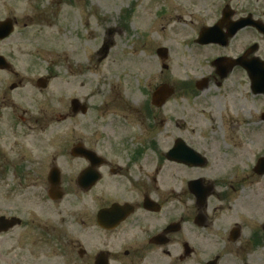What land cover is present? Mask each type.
Segmentation results:
<instances>
[{"label": "flooded vegetation", "instance_id": "flooded-vegetation-1", "mask_svg": "<svg viewBox=\"0 0 264 264\" xmlns=\"http://www.w3.org/2000/svg\"><path fill=\"white\" fill-rule=\"evenodd\" d=\"M145 4L151 23L162 28L174 21L184 30L188 80L140 88L143 98L120 100L117 112L110 109L119 99L110 104V82L105 103H93L92 95L57 100L45 94L55 78L47 71L31 79L38 98L33 93L19 105L10 92L25 84L24 75L16 56L0 53L8 63L0 73L11 76L0 107L11 105L15 127L48 134L37 138L34 151L17 152L9 165L15 186L58 207L51 216L36 205L25 216L0 214L16 231L11 247L0 248V264H264V0ZM135 9H125L124 24ZM32 10L47 15L44 6ZM10 18L12 36L21 20L0 21ZM29 19L23 29L33 25ZM159 48L167 71L169 51L164 60ZM162 84L172 93L156 104ZM184 96H203L209 107L201 147L178 129L165 135L168 104ZM180 140L200 154L201 164L178 160L172 150ZM23 236L32 237L29 247Z\"/></svg>", "mask_w": 264, "mask_h": 264}, {"label": "rangeland", "instance_id": "rangeland-1", "mask_svg": "<svg viewBox=\"0 0 264 264\" xmlns=\"http://www.w3.org/2000/svg\"><path fill=\"white\" fill-rule=\"evenodd\" d=\"M58 1L0 0V19L18 15L21 20L13 35L0 43V53L16 56L18 72L25 78L21 88L10 92L19 105L29 103L33 93L38 98L39 93L31 79L46 71L52 72L55 78L45 94L58 96L57 100L60 95L67 98L92 95L93 103H105L110 82V104L119 98L114 102L115 106H110L116 112L120 108L116 105L120 100L140 101L143 98L140 88L159 81L173 84L188 80L186 73L187 65H191V49L181 43L185 37L184 30L179 29L174 21L164 22L162 28L151 23L145 0ZM131 4L136 9L129 22L124 24L121 18ZM43 6L46 16L33 14V7ZM88 13L91 14L89 19ZM29 18L35 19L33 25L23 29ZM109 31L110 44H107ZM137 39L139 42L147 39V43L141 45L135 42ZM158 47H166L169 51L165 62L169 65L167 71L161 69V60L156 54ZM190 71L191 76L196 75L193 69ZM0 74V87L3 88L0 91L8 90L6 84L11 76L5 72ZM199 99L184 96L169 102L167 109L172 120L167 124L165 135L178 129L179 135H186L190 142L203 146L209 107L203 96ZM10 113L11 105L0 107V214L10 215L17 210L25 216L36 205L42 216H51L53 212L57 215L58 207L39 203L38 198L30 194L32 189L22 187L17 191L16 179L9 165L17 152L34 151L39 143L37 138L48 134L15 127ZM22 114L20 110L16 112L18 116ZM13 231L0 234V248L11 247L16 232ZM99 235L102 236L101 233ZM22 240L28 247L29 242L32 243V237L30 240L23 236Z\"/></svg>", "mask_w": 264, "mask_h": 264}, {"label": "water", "instance_id": "water-1", "mask_svg": "<svg viewBox=\"0 0 264 264\" xmlns=\"http://www.w3.org/2000/svg\"><path fill=\"white\" fill-rule=\"evenodd\" d=\"M13 30V24L10 19H7L5 21L0 22V39H4L7 37ZM166 49L160 48L157 50L158 54L165 59L166 56ZM8 64L5 60L2 59V56H0V68H6ZM172 93V89L168 87V85L163 84L160 85L153 94V99L156 102V104H162L165 102L166 98L170 96ZM73 103H76V100L72 101ZM183 142L180 140L179 144L175 147V149L172 150V152H179L181 156L178 157L179 161H184L189 163L190 165H198L202 162V157L200 154H198L196 151H194L191 148H188L186 146H183ZM176 158V157H175ZM14 222L5 217H0V232L6 231L8 228L13 226Z\"/></svg>", "mask_w": 264, "mask_h": 264}]
</instances>
